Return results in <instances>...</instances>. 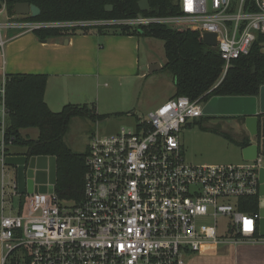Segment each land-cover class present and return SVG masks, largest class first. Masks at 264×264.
Wrapping results in <instances>:
<instances>
[{"label": "built area", "instance_id": "obj_1", "mask_svg": "<svg viewBox=\"0 0 264 264\" xmlns=\"http://www.w3.org/2000/svg\"><path fill=\"white\" fill-rule=\"evenodd\" d=\"M182 14L118 21H0V57L8 33L56 28L166 24L217 34L225 62L250 54L264 35V0H178ZM6 31L4 34L3 31ZM222 78V79H223ZM205 103L172 98L138 118L134 130L95 135L88 146L83 198L70 204L53 193H19L17 174L7 173L9 131L7 78H0L1 264H186L208 246L257 242L258 213L240 210L259 196L264 154L240 164L185 161L181 136L201 118ZM260 198V197H259ZM9 210V215L3 212ZM228 219L224 231L220 220Z\"/></svg>", "mask_w": 264, "mask_h": 264}, {"label": "trees", "instance_id": "obj_2", "mask_svg": "<svg viewBox=\"0 0 264 264\" xmlns=\"http://www.w3.org/2000/svg\"><path fill=\"white\" fill-rule=\"evenodd\" d=\"M142 0H0V9L5 5L10 18L15 17L17 3H29L39 7L38 18L30 16L23 20L30 22H75V21H118L143 18H167L182 14L178 0H148L149 11H141ZM112 6L111 12L106 7ZM93 29V28H90ZM101 34H118L139 38H154L164 42L166 63L162 70L168 72L174 82L173 98L188 97L192 101L207 103L214 97L258 96L264 86V35H258L249 55L232 61L223 78L225 62L217 49L205 45L203 36L190 26L174 27L166 24L149 26L95 27ZM88 31V28L80 29ZM78 30L46 28L33 31L41 41L63 38ZM7 107L10 111L9 131L16 136L15 146L30 157H55L57 160V182L54 192L64 202L78 203L83 198L86 159L88 149L83 153L73 152L65 142L69 125L74 118H88L102 121L107 116L94 113L88 105H66L60 112H52L44 96L47 77L43 75H7ZM223 78V79H222ZM213 117L202 116L186 126L194 125L206 131L203 124ZM234 118L245 123V117ZM25 129H37L36 139L22 136ZM226 138L231 139L229 136ZM242 149L252 144L251 137L231 139ZM261 154H264V114L259 116L257 135ZM263 144V147L259 143ZM9 154V150H8ZM259 196L245 198L240 210L252 214L259 212ZM259 234H256L258 238Z\"/></svg>", "mask_w": 264, "mask_h": 264}, {"label": "crops", "instance_id": "obj_3", "mask_svg": "<svg viewBox=\"0 0 264 264\" xmlns=\"http://www.w3.org/2000/svg\"><path fill=\"white\" fill-rule=\"evenodd\" d=\"M88 29L47 41L39 40L33 33H8L9 41L0 57V78L11 74L46 76L44 99L52 112L58 113L69 104L82 106L96 101L97 106H92L94 113L109 116L101 114L99 98L91 93L99 95L102 81L112 80L133 88L145 80L149 72L143 68L140 51L142 42L149 46L152 38L101 34L97 29ZM154 64L155 60L148 57L146 67ZM108 89L105 83L104 90ZM174 94L175 88L174 93L160 96L154 107L172 99ZM9 155L25 154L23 149L13 146ZM2 256L0 244V264ZM186 264H264V238L258 236L254 243L208 246L189 257Z\"/></svg>", "mask_w": 264, "mask_h": 264}, {"label": "rangeland", "instance_id": "obj_4", "mask_svg": "<svg viewBox=\"0 0 264 264\" xmlns=\"http://www.w3.org/2000/svg\"><path fill=\"white\" fill-rule=\"evenodd\" d=\"M6 15V13H2L0 21L6 23ZM5 32L4 30L3 33L6 34ZM150 41L152 44L149 46L143 41L140 51L141 63L147 74L149 72V67H146L148 57L154 59L161 66L166 63L164 42L154 38ZM101 83L102 88L99 95L97 92H93L91 96L99 98L101 114L109 116L102 121L74 118L65 136V142L73 152H85L95 135H110L122 129L134 130L138 118H146L151 111L157 108L154 105L160 96H168L174 93L172 77L164 70L148 74L145 80L140 81L133 88L125 83L120 85L112 80L102 81ZM105 83L109 86L108 90H104ZM94 103L88 106L91 108L97 106L96 101ZM203 126L206 131L194 125L192 128L185 129L182 133V148L187 163L201 165L240 164L244 162L241 148L231 139L241 140L244 135L250 136L245 123L234 118H210L204 122ZM21 134L24 137L29 136L36 139L39 131L37 129H25L21 131ZM226 136L231 139L226 138ZM251 141L252 144L258 145L257 137H251ZM259 144L263 147L261 142ZM16 151L21 153L20 149ZM7 173H10L11 176L14 174L12 168H7ZM1 180L2 167L0 164V186ZM73 203L70 202V204ZM3 213L9 215V210L5 209ZM1 217L0 200V221ZM227 223V218L221 219L219 223L220 230L224 231Z\"/></svg>", "mask_w": 264, "mask_h": 264}, {"label": "water", "instance_id": "obj_5", "mask_svg": "<svg viewBox=\"0 0 264 264\" xmlns=\"http://www.w3.org/2000/svg\"><path fill=\"white\" fill-rule=\"evenodd\" d=\"M140 10H150L148 0L139 2ZM113 10L112 6L106 7L107 12ZM15 15L20 17L38 18L41 10L29 3H17ZM203 41L210 49L217 46V34L205 33ZM264 47V45H263ZM264 54V49L262 50ZM230 68V67H229ZM160 64L149 66V74L161 70ZM264 114V86L260 88L258 96L253 97H214L208 101L203 109V115L208 117H245V127L251 137H257L259 133V116ZM257 144L242 149L244 161L256 160L260 154ZM6 164L14 169L17 174L19 193L31 195L34 193H53V187L57 182V160L55 157H28L26 155L8 156ZM259 222L258 234L264 238V163L259 170Z\"/></svg>", "mask_w": 264, "mask_h": 264}, {"label": "flooded vegetation", "instance_id": "obj_6", "mask_svg": "<svg viewBox=\"0 0 264 264\" xmlns=\"http://www.w3.org/2000/svg\"><path fill=\"white\" fill-rule=\"evenodd\" d=\"M213 118H220V117H213Z\"/></svg>", "mask_w": 264, "mask_h": 264}]
</instances>
